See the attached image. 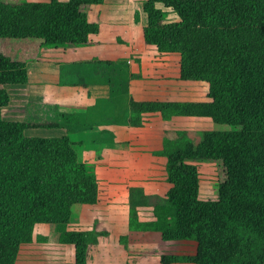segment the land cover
<instances>
[{
	"label": "trees",
	"instance_id": "trees-1",
	"mask_svg": "<svg viewBox=\"0 0 264 264\" xmlns=\"http://www.w3.org/2000/svg\"><path fill=\"white\" fill-rule=\"evenodd\" d=\"M101 3L0 0V43L12 39L7 52L0 48V264H13L4 247L29 242L35 223L69 221L73 204L96 200L94 163L77 156L79 142L28 135L1 109L9 99L4 84L25 82V63L42 49L89 43L98 20L88 12ZM139 7L143 43L174 57L173 79L203 81L206 98H129L127 122L139 126L156 113L224 118L215 123L226 129H165L161 201L144 220L130 205L127 227L193 243V252L160 256L161 263L264 264V0H140ZM23 45L28 53H19ZM61 116L76 121L75 113ZM199 162L214 167V198L198 197ZM59 240L72 244V264H84L81 233L63 231Z\"/></svg>",
	"mask_w": 264,
	"mask_h": 264
},
{
	"label": "crops",
	"instance_id": "crops-1",
	"mask_svg": "<svg viewBox=\"0 0 264 264\" xmlns=\"http://www.w3.org/2000/svg\"><path fill=\"white\" fill-rule=\"evenodd\" d=\"M139 3V0H102L101 4L88 12L90 21L98 20V30L88 35L87 45L44 48L34 60L25 63V82L8 84L11 89L5 108L9 109L10 115L15 114L13 119H20L25 105L29 103L34 108H51L62 121H23L24 133L41 136L65 134L69 140L79 142L74 145L77 156L94 163L96 200L92 204L76 207L71 220L83 230L106 231L108 226L120 224L127 232L150 231L127 227L128 207L133 205L136 211L137 208L140 210L137 211L139 220L150 217L152 201H143L141 198L151 195H144L146 193H142L141 186L153 188L158 183L164 187L161 194L166 188L164 156L158 153L162 133L171 128L189 130V126L181 123L196 118L172 116L168 120H161L156 113H152L144 115L139 126H131L127 122L129 98L175 99L173 94L183 91L172 86L192 81L177 79L176 83L173 75L166 78L165 71L169 70V64L164 61L165 55H158L151 45L142 41L144 14ZM134 11H137L136 20L133 18ZM118 59L127 64L121 120L117 122L106 114H103L102 120L92 114L88 116L89 113L80 116L83 110L94 109L97 99L109 100L115 88H108L105 85L107 80H85L82 76L77 80H64L61 68L74 65L77 72L81 65L96 67ZM132 87L135 98L131 93ZM62 113H75L76 121H63ZM149 117L154 119L149 121ZM164 122L171 127L165 128ZM92 138L96 143L88 144ZM155 161L157 164H154ZM127 182H134L135 187H140L138 201L132 204L130 201H97L101 189L110 191L114 197L117 187ZM142 206L149 207L147 218H142L140 214Z\"/></svg>",
	"mask_w": 264,
	"mask_h": 264
},
{
	"label": "rangeland",
	"instance_id": "rangeland-1",
	"mask_svg": "<svg viewBox=\"0 0 264 264\" xmlns=\"http://www.w3.org/2000/svg\"><path fill=\"white\" fill-rule=\"evenodd\" d=\"M138 1V0H134ZM140 1V0H139ZM143 15V14H142ZM145 19V16H144ZM8 41L1 42V50L7 52ZM19 41V40H15ZM18 46L21 43L17 44ZM13 50V44H12ZM28 48L23 45L19 53H28ZM118 50V47H116ZM159 55V54H158ZM164 61L169 64V70L165 71V76L174 75V57L165 55ZM74 65H65L61 68V77L64 80H77L79 77L88 79L107 80L105 85L108 88H115L110 99H97L96 106L90 110H83L80 116H85L87 113L97 116L102 120L103 114L110 115L111 119L119 122L122 115L124 75L127 64L122 59L111 61L110 63L100 64L96 67L83 66L74 70ZM177 80V79H173ZM177 83V81H176ZM174 83V84H176ZM9 91L8 84H4ZM181 88V93L173 94L175 99L200 100L205 99L206 84L203 81H187L183 84L172 86ZM131 89L132 96L135 98V93ZM151 95V94H150ZM165 96V95H163ZM163 98V97H162ZM164 98H167L166 96ZM9 109L2 107L1 114L3 117L15 118L10 115ZM149 121L154 118L149 117ZM194 119V121L192 120ZM22 121H52L61 123V119L51 108H34L27 103L24 107L23 114L20 117ZM216 120V121H215ZM214 121V122H213ZM226 121L224 118H191L190 121L181 123L183 126H189L191 132L198 129H226L224 124H216L215 122ZM164 127H171L164 122ZM180 125V126H181ZM178 126V125H177ZM196 139V138H194ZM88 144H95L92 138ZM154 164H157L156 161ZM159 167V164H158ZM159 170V169H158ZM198 172V197L214 198L216 194L215 185V170L214 167L206 162H199L197 167ZM136 183L127 182L120 184L116 189V196L112 197L111 192L105 188L99 192L97 201H130L132 204L139 200L141 196L140 187H135ZM156 185V186H155ZM158 185V186H157ZM135 187V188H133ZM133 188V189H132ZM144 195L143 201L159 202L160 196L164 187L160 184H154V187L141 186ZM152 191H156L153 193ZM151 193V194H150ZM158 194V195H157ZM79 204L72 205V216L69 221H61L60 223L45 224L35 223L32 228L31 239L27 243L15 245H6L3 249L5 255H9L13 260V264H72L73 263V247L72 244L59 240V234L63 231H74L81 233V236L86 242L84 264H191L187 262H167L161 263L160 256L175 254V253H190L193 252V243L191 241H164L159 238L156 231L148 232H127L123 225L108 226L105 231L99 230H83L82 227L72 223L73 214ZM137 211H140L137 208ZM149 207L141 209L142 218H147ZM78 239V238H77Z\"/></svg>",
	"mask_w": 264,
	"mask_h": 264
}]
</instances>
